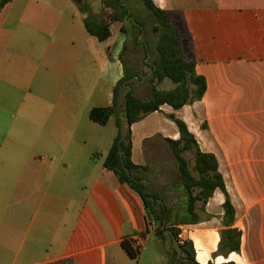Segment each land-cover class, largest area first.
<instances>
[{
  "label": "crops",
  "instance_id": "1",
  "mask_svg": "<svg viewBox=\"0 0 264 264\" xmlns=\"http://www.w3.org/2000/svg\"><path fill=\"white\" fill-rule=\"evenodd\" d=\"M154 2L170 14L207 91L133 124L132 162L147 165L148 139L177 141L168 115L182 119L218 158L241 232L239 252L216 255L225 229L216 191L204 212L198 205L200 223L180 226L197 263L264 264V0ZM85 18L76 0H12L0 10V264H143L150 245L164 243L140 196L104 167L115 118L105 126L89 118L113 105L125 35L108 45L112 30L99 41Z\"/></svg>",
  "mask_w": 264,
  "mask_h": 264
},
{
  "label": "trees",
  "instance_id": "2",
  "mask_svg": "<svg viewBox=\"0 0 264 264\" xmlns=\"http://www.w3.org/2000/svg\"><path fill=\"white\" fill-rule=\"evenodd\" d=\"M11 1L1 0L0 10ZM140 2L149 14L144 17L143 22L134 18L127 0H102L103 12L107 13L109 22L106 18L104 20L103 17L94 14L88 4H80L81 11L86 14L84 24L88 34L102 42L110 38L113 22L131 20L133 36L137 42L143 39L145 59L151 60L148 66L152 73L144 80L149 98L142 99L135 95L133 82H140L143 79L137 74H128L123 53L125 76L114 88L113 105L93 108L89 113L90 120L101 126L107 125L111 118L116 120L118 133L105 158L104 167L117 177L120 184L127 185L140 196L147 217L156 225L155 236L164 243L170 239L179 264H198L196 250L191 241L180 245L182 254L178 255V249L173 242L181 233L180 226L200 223L198 205H201L199 209L204 212L205 206L215 192H222L225 196L223 204L225 229L221 232L216 255L227 257L233 252H239L241 247V232L234 228L236 209L220 172L218 158L200 149L188 125L175 114L168 115L177 126L180 138L174 141L157 135L148 139L144 143L147 165L140 167L132 162L133 124L160 111L165 105L178 112L186 105L202 100L207 91L206 79L198 76L195 63L183 56L180 34L172 23L170 14L159 8L154 0ZM149 25L152 36L145 39ZM143 33V37L140 38ZM166 79L173 82L175 88L158 90L157 85ZM127 86L130 87L129 90ZM187 153L193 154L192 167L186 157ZM163 174L173 179L172 188L183 194L184 203L180 207L168 204L165 197L167 184L160 181ZM123 246L130 257L138 258L139 252L134 250L129 242L124 241Z\"/></svg>",
  "mask_w": 264,
  "mask_h": 264
},
{
  "label": "rangeland",
  "instance_id": "3",
  "mask_svg": "<svg viewBox=\"0 0 264 264\" xmlns=\"http://www.w3.org/2000/svg\"><path fill=\"white\" fill-rule=\"evenodd\" d=\"M81 5L82 4H88L91 7V10L94 14L99 15L101 18L105 20V18H108V15L106 12H103L104 6L102 4V0H76ZM132 12L133 16L136 20H140L141 22L144 21V17L148 16V12L145 10L144 6L140 2V0H127ZM111 30L113 32V38L109 42L108 45H111L112 42L117 40L121 35H125V41H124V56L126 62V68L127 72L130 75L137 74L140 78L143 80L140 82H133L134 86V92L135 95L142 99L149 98V92L147 90L146 84H144V80H146L152 73L150 67L148 66V63L151 62L150 59H145V50H144V44L143 39H141L140 42H137L133 36V29L131 27V20H127L126 22H113L111 26ZM144 33L141 35L140 38H142ZM152 36V31L150 25L147 26V33L145 34V39H148ZM169 83V84H168ZM169 85H172L174 87L175 85L170 80H167L166 83H162L157 85V88L159 87V90H169ZM190 164L192 165L193 162V154H188L187 156ZM164 184H167V191L165 192V197L167 198V202L170 205H176L180 207L183 205V194L180 192H177L175 189L172 188L173 179H170V177L161 178L160 180ZM153 229H156V225L154 223ZM156 255H162L167 259V264H179L176 260L174 250L172 248V243L169 240L168 244L162 243L157 245H150L149 249L147 250V254L144 258L143 264H159L156 263L155 257ZM165 264V262L161 263Z\"/></svg>",
  "mask_w": 264,
  "mask_h": 264
},
{
  "label": "built area",
  "instance_id": "4",
  "mask_svg": "<svg viewBox=\"0 0 264 264\" xmlns=\"http://www.w3.org/2000/svg\"><path fill=\"white\" fill-rule=\"evenodd\" d=\"M189 234L187 231H182L179 235V237L175 240V243L178 245L184 244L186 241H188ZM142 237L138 238L137 240H140V246L143 244Z\"/></svg>",
  "mask_w": 264,
  "mask_h": 264
},
{
  "label": "water",
  "instance_id": "5",
  "mask_svg": "<svg viewBox=\"0 0 264 264\" xmlns=\"http://www.w3.org/2000/svg\"><path fill=\"white\" fill-rule=\"evenodd\" d=\"M109 21H110L109 18H107V22H109ZM127 89L129 90L130 87L127 86ZM122 117L124 118V114H122ZM159 225H160V226L162 225V221L159 222ZM174 246H175V248L178 249V255L180 256V255L182 254V250H181L180 245L176 244L175 241H174Z\"/></svg>",
  "mask_w": 264,
  "mask_h": 264
}]
</instances>
